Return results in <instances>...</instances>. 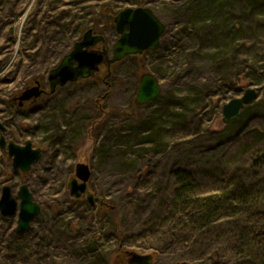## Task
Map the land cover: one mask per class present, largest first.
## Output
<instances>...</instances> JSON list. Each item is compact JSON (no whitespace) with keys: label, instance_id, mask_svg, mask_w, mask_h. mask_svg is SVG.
<instances>
[{"label":"trees","instance_id":"obj_1","mask_svg":"<svg viewBox=\"0 0 264 264\" xmlns=\"http://www.w3.org/2000/svg\"><path fill=\"white\" fill-rule=\"evenodd\" d=\"M120 2L124 0L102 3L97 17L93 16L96 11L83 9L58 21L57 34L63 33V38L57 35L61 47L51 53L44 68L45 79L88 29L103 34V23L114 25L123 4ZM155 5L160 7L153 10L158 16L170 17L161 40L169 39L143 54L154 61L151 73L166 83L161 95L147 104L137 103V108L152 109L129 129H124L128 124L122 123L120 114L104 104L111 90L95 102V109L103 113L96 121L97 130L108 132L97 144L101 160L113 158L121 174L133 173L132 188L114 199L92 183L91 190L105 197L104 204L95 207L66 192L68 203L77 205L78 217H86L88 224L75 223L72 208L54 212L47 207L26 232L7 227L0 264H59L58 260L65 258L80 264L94 259L106 264L103 252L113 245L119 250L126 246L152 250L160 259L161 254L167 256L165 264H264V126L252 129L245 124L251 112H244L221 130L206 127L201 131L196 126L213 102L209 96L217 80L224 82L218 87L225 90L224 98L240 90L241 80L262 84L264 89V0H159ZM46 52L44 48L35 56ZM197 70L204 74L195 75ZM43 76L33 75L27 83L43 82ZM199 77H210L205 89L200 88ZM91 80L94 83L96 78ZM53 100V95L41 99L47 104ZM53 106L49 109L54 110ZM222 106L219 97L216 108L220 111ZM56 109L62 113L64 124L60 127V117L55 118L45 142L54 141L49 146L56 150L62 144L67 151L84 132L83 121L77 113ZM11 110L8 115L30 114V110ZM115 126L119 133L114 137L109 128ZM22 127L20 122L12 124V139L21 141L29 136L28 131L35 136L34 127ZM185 129L189 130L187 135L182 133ZM202 133L211 138L205 151L197 143ZM239 139L246 141L238 145ZM189 142L196 150L173 161L164 180L166 158ZM257 173L261 175L255 183Z\"/></svg>","mask_w":264,"mask_h":264},{"label":"rangeland","instance_id":"obj_2","mask_svg":"<svg viewBox=\"0 0 264 264\" xmlns=\"http://www.w3.org/2000/svg\"><path fill=\"white\" fill-rule=\"evenodd\" d=\"M59 1L61 0H0V111L4 110V104L10 98V93L20 91L21 87H23L33 75H37L38 77L43 76L44 68L51 58V53L61 47L58 36L63 38V33L60 35L57 34L59 31L57 26L58 21H61L65 16H71L74 13L81 12L83 9L89 12L96 11L93 16L97 17L99 15V5L108 0H105V2H103V0ZM128 1V4H125L127 0L120 2L123 4L119 9L121 10L130 6L150 7L154 11L157 10V8L160 9L159 6L155 5L159 0ZM159 17L164 23L168 22L170 19V17L167 18L160 14ZM113 27L115 28V24L107 25L103 23V25H101L103 31L102 35L105 36V45L109 50L110 55H112L113 46L118 39L116 29L114 32ZM168 39L169 37L166 36L165 38L163 37L161 41L165 43ZM41 43L43 44L41 45ZM44 48H47V52L44 55L35 56V54L40 55ZM29 55H31L30 59H27L26 57ZM153 67L154 61L149 59L145 54L127 56L112 66L111 76L106 77L107 71L103 68V71L100 73L101 78L98 76L94 83L91 82L93 81L91 80L92 78H89V81L80 83L77 86H70L69 84L71 83H68L66 86L61 87L63 91L58 89V91L53 94L54 100L52 104L39 101V110L37 108V110L24 117L16 116L14 114L16 116L13 118L14 123L20 122L26 129L28 127H34V129L37 130V132L33 131L35 136H32L29 131L25 132L29 136L21 138V142L24 143V141L28 139L32 140L35 146L43 148V156L39 162L33 165L32 171L22 174L13 170L12 160L7 154V149H0V199L2 195V187L6 181H10L7 183L12 186L15 196H17L20 186L25 183L32 191L35 200L42 204L43 210L48 207L54 209V212H62L72 208L74 209L72 216H77L74 220L75 223L81 222L88 224L86 217H78L80 215L76 211L77 205L73 206V204L68 203L69 199L65 195L66 192H68V180L75 175L76 165L80 162L88 164L92 169V172L95 171L90 180V185L93 183L96 188L106 190V192H108L114 199L122 197L129 188H132L134 174H121L120 170L115 168L113 158L109 160H101V154L98 151L97 144L99 145L102 140L107 137L108 132L97 130L98 122L96 121L99 116L103 115V113L95 109V102L98 98H101L107 90H111V94L104 104H106L109 109H113L120 114V118L123 119L122 123L128 124L124 129L137 126L140 122H136V120L144 117V114H147L152 109L144 107L137 108L138 104L136 102V95L141 77L147 73L152 74L151 69ZM197 72L198 74L194 73L197 76H199V74H204L203 71L197 70ZM153 76L160 81L161 89L163 91L164 85H166L165 81L158 77V75ZM41 79H43L45 88L49 89V83H46V79L48 82V78L45 79L43 76ZM259 79L261 80V77ZM207 82H211L210 77H199L198 83H200L201 89L206 88ZM28 83L34 84L33 81ZM223 83L217 80L215 90L211 89L212 92L209 97H212L211 100L213 102L210 103V106H207L202 115H200L202 118H198V122L196 121L197 128L202 129L201 131L206 127L211 131L223 129L226 124L222 121V109L219 111V109L216 108V101L219 100L220 97V100L223 99L224 105L231 99L243 95L244 91L250 87L258 90L259 97L257 100L246 105L240 116H242L244 112H251L252 116L245 124L250 125L252 129H254L255 126L263 127V85L251 84L249 80H241L239 82L240 90H237L236 92L232 91L229 93L230 96H228V98H224L226 96L225 90L218 88L219 85H222ZM214 91H216V94H214ZM218 92L221 94H218ZM102 104L103 103L100 105ZM52 105H55L53 106V108L55 107L54 110L49 109V106ZM42 106L43 108H41ZM35 107L36 105L32 107L26 106L25 109L30 108V110L33 111ZM56 107H61L63 111L70 114L77 113V117L80 116V121H83L81 126L84 127V132L78 135V138L71 145L70 150L67 151L63 149L62 144H60L61 148L56 150L49 146L54 143V141L50 140L45 142L47 139V132H52L51 124L55 118L60 117L58 118V125H60V127L64 124L62 118L63 115L60 110L56 109ZM54 113L56 115L55 117L53 116ZM69 117L70 116L68 115L67 118ZM116 126L113 130L111 127L109 128L114 137L119 133ZM24 127L22 128L24 129ZM16 129V127L13 128L14 131H16ZM187 131L189 130L185 129L182 133L187 135ZM243 135L244 133L240 136ZM200 137V140L197 138V143H200L203 146L202 151H205L209 148L208 145L211 143V138L205 133L199 135V138ZM238 141H241L238 142L239 145L243 144L246 139H239ZM191 145V142H189L178 146L176 148L178 150L176 152L174 151V154H172L171 157L169 156L166 158L164 163V175H162L164 180L167 181L168 179L167 171L173 161L185 156L187 153H191L193 150H196V148H192ZM229 151L227 153L231 154L232 152ZM259 175L261 174L257 173L254 176L253 180L255 183ZM99 197L105 199L103 196ZM85 198L86 197H83L81 200L86 201ZM65 217L67 216H64L63 218ZM9 219L10 221H2L0 219V251L4 245L6 235L8 234L7 227L9 225L16 227L17 225V216ZM66 220H68V217ZM32 225L35 226V222H33ZM74 235L79 236L77 233ZM103 253L104 262L106 264H132L130 261L133 259L134 253L140 255L153 254L154 264H165L168 261L166 259L167 256L165 255L161 254L163 259H160V255L154 251L146 250L137 246H126L121 250L115 245L107 246ZM59 260V264H80L77 262L78 260L70 258ZM89 264H99V262L97 259H94V261Z\"/></svg>","mask_w":264,"mask_h":264},{"label":"water","instance_id":"obj_3","mask_svg":"<svg viewBox=\"0 0 264 264\" xmlns=\"http://www.w3.org/2000/svg\"><path fill=\"white\" fill-rule=\"evenodd\" d=\"M116 30L119 38L114 44L112 57L105 46L101 49L95 47L104 43L102 35H94L89 29L83 37L77 41L74 47L62 58L60 63L53 68L48 80L51 86V93H54L58 86L62 87L68 83L77 82L80 78L87 79L94 76L103 62L108 66L123 60L127 56L141 55L145 51L155 50L161 41L166 29L165 23L149 7L126 8L115 17ZM40 83L21 95V100L37 98L42 94ZM160 81L151 74H144L140 80L136 101L139 104H146L156 100L161 94ZM259 97L256 88H247L243 95L231 99L222 108V121L227 125L239 117L246 105L257 100ZM1 131H5L3 124H0ZM0 145H7L5 137H0ZM9 156L12 158L13 168L20 169L23 173L31 171L34 164L39 162L43 156L42 148H33V142L28 140L24 145L13 141L8 144ZM92 177V170L88 164L78 163L75 168V175L68 181V190L71 197L79 199L86 196L91 206L97 203L104 204V198L96 196L89 187ZM41 205L34 200L33 193L27 184H23L14 195L10 185H4L0 199V212L3 217H15L18 215L17 231L24 233L32 222L40 215ZM132 264H154V255L133 254Z\"/></svg>","mask_w":264,"mask_h":264},{"label":"flooded vegetation","instance_id":"obj_4","mask_svg":"<svg viewBox=\"0 0 264 264\" xmlns=\"http://www.w3.org/2000/svg\"><path fill=\"white\" fill-rule=\"evenodd\" d=\"M125 4H128V3H125ZM131 8H136V7H134V6H130ZM130 7H126V8H130ZM138 7H142V6H138ZM143 7H145V6H143ZM126 8H124V9H126ZM150 8V7H149ZM152 9V8H151ZM115 24V23H114ZM115 29H116V27H115ZM91 30H92V32H93V34L94 35H102V34H100V33H95L94 32V30L91 28ZM103 37H104V39H105V36L104 35H102ZM104 42H106V40H104ZM106 47V46H105ZM96 49H101L102 47H101V44H98L96 47H95ZM109 58L111 57V55L109 54V56H108ZM114 64H111L110 66H108V64L106 63V62H103L102 64H101V66H100V70L94 75V76H92L93 78H97L98 76L100 77V73L103 71V68L104 69H106V71H107V75H106V77H109L111 74H112V72H111V69H112V66H113ZM91 78V77H90ZM101 78V77H100ZM34 82V84H30V83H26L23 87H21V89H20V91H16V92H12V93H10L11 94V96H10V98L5 102V104H4V110H1L0 111V124H3V127L5 128V131H1V128H0V137L3 135L4 137H5V139H6V143H7V145L5 146V147H3V146H1L0 145V149H7V154H8V156H9V152H8V144H9V142L10 141H13V142H15V143H17V144H19V145H24L25 144V142L26 141H28V140H26V141H24V143H22L21 141H16V140H14V139H12L11 138V134H10V128H11V125L14 123L13 122V118L14 117H16V116H18L19 114H17L16 116L14 115V114H10V115H8V112H10V111H12L11 110V108H13L17 113H19V110H30V108L29 109H25L26 108V106H35L36 105V107H35V109L33 110V111H29L30 113H32V112H34L35 110H37V108H38V110H39V105H38V103H39V101H41V99L43 98V97H49L50 95H53V94H55V92L59 89V88H61L60 86H58L57 87V89H56V91L54 92V93H51V86H50V82H49V80H48V85H49V89L48 88H45V85H44V83L43 82H41V81H39V80H34L33 81ZM37 82H39L40 84V88H41V90L43 91L42 92V94L39 96V97H37V98H32V99H29V100H21L20 98H21V95L23 94V92L24 91H26L27 89H29V88H31V87H33V86H35L36 84H37ZM78 82V81H77ZM71 83V82H70ZM30 84V85H29ZM67 85V84H66ZM65 85V86H66ZM62 87H64V86H62ZM41 108H43V106L41 107ZM40 108V109H41ZM8 115V116H7ZM33 148H37V146H35L34 145V143H33ZM9 158L12 160V158L9 156ZM13 164V163H12ZM13 170L14 171H18V172H20V173H22L23 174V172L20 170V169H17V170H15L14 168H13ZM18 172H15V173H18ZM10 182L9 180L8 181H6L5 183H4V185H6V184H8V183ZM3 185V186H4ZM11 186V185H10ZM12 187V186H11ZM3 188V187H2ZM13 189V188H12ZM13 192H14V190H13ZM41 204V203H40ZM41 206H42V204H41Z\"/></svg>","mask_w":264,"mask_h":264}]
</instances>
